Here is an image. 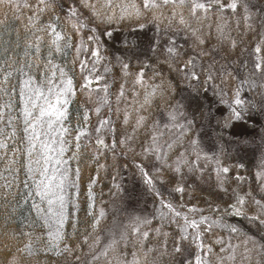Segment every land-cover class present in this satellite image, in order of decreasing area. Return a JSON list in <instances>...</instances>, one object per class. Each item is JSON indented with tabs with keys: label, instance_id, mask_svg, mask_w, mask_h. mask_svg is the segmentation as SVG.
Here are the masks:
<instances>
[{
	"label": "snow or ice",
	"instance_id": "6c2138e0",
	"mask_svg": "<svg viewBox=\"0 0 264 264\" xmlns=\"http://www.w3.org/2000/svg\"><path fill=\"white\" fill-rule=\"evenodd\" d=\"M261 121L264 0H0V264H264ZM128 172L158 207L109 221Z\"/></svg>",
	"mask_w": 264,
	"mask_h": 264
},
{
	"label": "trees",
	"instance_id": "16d2710c",
	"mask_svg": "<svg viewBox=\"0 0 264 264\" xmlns=\"http://www.w3.org/2000/svg\"><path fill=\"white\" fill-rule=\"evenodd\" d=\"M204 103L214 104V100L211 92L208 93L207 100L204 101ZM190 104L191 106L188 107L187 109L189 113H191L194 110L196 101H191ZM215 115L219 117L220 113L216 112ZM205 124L208 126L207 128V130H209L208 133L213 134V136L216 138L215 120H213L211 123H204L203 125ZM252 133H253L252 130H249V128L242 127L239 139L241 137L248 139ZM225 147L227 148V152H228V154L226 155L227 159H225L227 163L243 162L245 163L246 168L251 167L254 164L255 162L254 156H251V158L249 159L251 163L247 162L245 156L243 155V152L240 151L241 149L244 151L243 146H238L236 144L235 145L225 144ZM242 171H244V174L247 175L246 170H242ZM122 187H123L122 192H120L118 195L110 197L109 193L110 191H112L110 180L104 179L102 181L101 187L97 189L98 200L102 199L103 201H105L104 206L110 213L109 221H111L112 219L111 210L113 205H115L117 208L120 209L121 218L129 214L151 217V215L156 211L158 207V203L155 201L152 194L148 192L147 187L142 183L139 177L133 176L131 172L125 173V178L122 181ZM202 187L207 188V185H202ZM192 203H200V202L192 201ZM230 222L238 225H243L246 227L245 222H242L238 219H232Z\"/></svg>",
	"mask_w": 264,
	"mask_h": 264
},
{
	"label": "rangeland",
	"instance_id": "374dc122",
	"mask_svg": "<svg viewBox=\"0 0 264 264\" xmlns=\"http://www.w3.org/2000/svg\"><path fill=\"white\" fill-rule=\"evenodd\" d=\"M261 124H264V121H261L260 124H257L255 126L257 131H258V128L261 126ZM207 128H208V126L205 124L202 127H197L196 131L199 132V134H200L201 141H202V147H203L204 151L207 152L209 155H212L217 149L218 141L213 136V134L208 133L209 130H207ZM247 128H249V130H252V132H253V129L251 127H247ZM236 130L238 133L235 136V140L238 141L242 127H238ZM251 138H253V133L249 136L248 139H251ZM256 139L258 140V136L256 137ZM232 145H235V144H232ZM243 149H244V151L242 149L240 151L243 152V155L245 156L247 162H250L249 159L251 158V156H254L255 157V163H258L260 152L257 149H255L252 146H243ZM225 157H222V159H225ZM253 170H255V169L253 168Z\"/></svg>",
	"mask_w": 264,
	"mask_h": 264
}]
</instances>
